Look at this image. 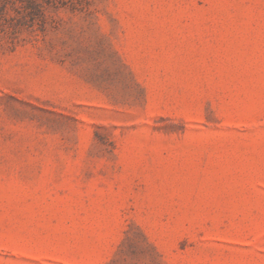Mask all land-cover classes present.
<instances>
[{"label": "rangeland", "instance_id": "obj_1", "mask_svg": "<svg viewBox=\"0 0 264 264\" xmlns=\"http://www.w3.org/2000/svg\"><path fill=\"white\" fill-rule=\"evenodd\" d=\"M0 264H264V0H0Z\"/></svg>", "mask_w": 264, "mask_h": 264}]
</instances>
